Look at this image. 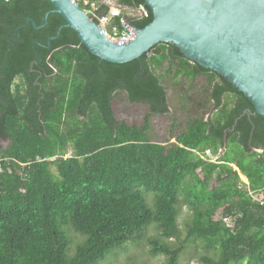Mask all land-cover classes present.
I'll return each mask as SVG.
<instances>
[{
    "label": "trees",
    "instance_id": "16d2710c",
    "mask_svg": "<svg viewBox=\"0 0 264 264\" xmlns=\"http://www.w3.org/2000/svg\"><path fill=\"white\" fill-rule=\"evenodd\" d=\"M118 4L148 14L115 17L120 30L124 18L138 28L153 21L144 0ZM52 10L49 0L0 4V142H10L0 148V264H101L143 239L152 224L164 240L179 238L182 202L192 210L187 236L177 247L149 240L154 256L180 264L192 241L214 253L204 264H264V205L250 194L264 195V118L249 99L172 44L113 64L92 55L59 14L51 13L40 29L27 24L44 25ZM164 63L177 68L176 78L207 77L217 110L190 121L167 145L147 133L151 115L170 113L158 73ZM119 92L148 107L142 128L115 118ZM208 151L219 156L216 162L198 155ZM213 178L219 186L211 189ZM146 192L155 195L154 207ZM227 219L235 220L233 227ZM68 227L83 237L73 253Z\"/></svg>",
    "mask_w": 264,
    "mask_h": 264
},
{
    "label": "water",
    "instance_id": "95a60500",
    "mask_svg": "<svg viewBox=\"0 0 264 264\" xmlns=\"http://www.w3.org/2000/svg\"><path fill=\"white\" fill-rule=\"evenodd\" d=\"M49 1L54 10L45 24L38 27L32 19L27 24L40 29L51 13L59 14L92 55L113 64L172 44L192 63L226 79L264 118V0H144L153 21L134 27L128 42L109 39L74 0Z\"/></svg>",
    "mask_w": 264,
    "mask_h": 264
},
{
    "label": "rangeland",
    "instance_id": "374dc122",
    "mask_svg": "<svg viewBox=\"0 0 264 264\" xmlns=\"http://www.w3.org/2000/svg\"><path fill=\"white\" fill-rule=\"evenodd\" d=\"M93 1L96 4V9L100 10L103 6L107 7L104 12L109 14L110 17H114L113 14L116 12H120L121 15L125 16L136 17L142 15L141 10L121 8L118 0ZM107 26L110 31L114 30V18L112 22H108ZM176 71L177 68H171L168 63H164L161 69L158 70L159 75H162V84L167 90L168 104L170 107L169 114L151 115L147 121V115L149 113L148 107L144 104L129 103L126 94L119 92L113 102L115 118L119 122H125L129 126H136L138 128H142L147 121L149 124L147 133L150 141L167 145L176 143V138L181 133L187 131L190 121L197 118H205L207 120L213 116L217 110L214 109L213 102L210 98L211 85L209 84V79L200 76L194 82H190L184 77L176 78ZM225 101L231 103L232 97L226 96ZM9 145L10 142L8 140H2L0 142L1 149H6ZM223 151H226L225 147ZM256 151L258 153L263 152L262 150ZM198 155L210 162H216L219 157L209 152L205 155L200 153ZM52 170L57 174L56 168L52 167ZM244 181L243 179L242 182L247 184V181ZM218 186L219 183L213 178L210 182V188L213 189ZM145 195L151 207H154L155 195L148 192ZM181 200L184 201V197H181ZM179 210V238L164 240L161 238V232L157 226L152 224L144 232L143 239L119 247L108 255L101 264H165L167 258L164 255L159 254L154 256L151 253L149 240L157 238L162 243H168L172 247L179 246L187 236L192 220V210L188 205L182 202ZM224 222L228 226L233 227L235 220L227 219ZM67 231L71 240L70 250L73 253L77 245L83 241V237L71 227H68ZM205 256H214V253L206 250L203 243H193L190 241L185 246L180 264H204L201 259Z\"/></svg>",
    "mask_w": 264,
    "mask_h": 264
},
{
    "label": "built area",
    "instance_id": "2783aa9c",
    "mask_svg": "<svg viewBox=\"0 0 264 264\" xmlns=\"http://www.w3.org/2000/svg\"><path fill=\"white\" fill-rule=\"evenodd\" d=\"M10 2H11V0H0V4L1 3L7 4ZM74 2H76L79 5V0H74ZM83 4L85 7H87V9H85V11L90 15L92 20L96 21L99 25H101L102 32L109 39H111L113 41H123V42H128V41H131L133 39V37H134V32H133L134 26L130 22H128L125 18L122 19V22H121L122 27H123L122 30H120L117 26H115L114 30L110 31L108 26H107L108 22H112L113 18L121 16L120 12H116L113 14L114 17H110V15L106 14V12L100 13V10L96 9V7H95L96 4L94 1L91 2L90 0H84ZM136 10H141L142 15H140V16L142 19L145 17H148L147 12H144L145 11L144 8L136 9ZM108 17H110L111 19ZM1 163L2 162L0 161V176L3 173V167H2ZM250 194L256 203H258L260 205H264V195L263 194L260 193L257 195V192H255V191H250Z\"/></svg>",
    "mask_w": 264,
    "mask_h": 264
},
{
    "label": "crops",
    "instance_id": "0c3cea01",
    "mask_svg": "<svg viewBox=\"0 0 264 264\" xmlns=\"http://www.w3.org/2000/svg\"><path fill=\"white\" fill-rule=\"evenodd\" d=\"M23 82V80H21L20 78H18L17 80H16V85H20L21 83ZM234 170H238V168L236 167V166H234ZM238 172H239V174H240V178H242V180H243V177H245L244 175H242L241 174V172L238 170ZM246 178V177H245ZM247 179V178H246ZM245 182V181H244ZM247 184L246 185H250V182L248 181V179H247V182H246ZM261 192H257V195L258 194H260ZM262 194V193H261Z\"/></svg>",
    "mask_w": 264,
    "mask_h": 264
},
{
    "label": "bare ground",
    "instance_id": "6f19581e",
    "mask_svg": "<svg viewBox=\"0 0 264 264\" xmlns=\"http://www.w3.org/2000/svg\"><path fill=\"white\" fill-rule=\"evenodd\" d=\"M243 179H244L245 181H247V179H246L245 177H243Z\"/></svg>",
    "mask_w": 264,
    "mask_h": 264
}]
</instances>
